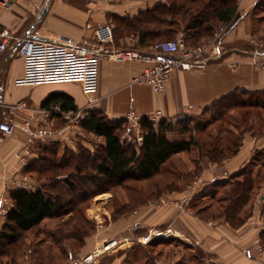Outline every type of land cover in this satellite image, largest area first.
Wrapping results in <instances>:
<instances>
[{"label":"crops","instance_id":"1","mask_svg":"<svg viewBox=\"0 0 264 264\" xmlns=\"http://www.w3.org/2000/svg\"><path fill=\"white\" fill-rule=\"evenodd\" d=\"M167 1L22 0L9 10L0 9V31L8 30L14 39L12 47L0 52V113L3 110L5 116V107L21 100L29 107L14 115L16 130L12 136L0 134V199L4 203V211L0 212V227L11 207L8 192L18 188L14 182L26 176L31 186L38 185L37 179L23 172L26 165L36 157V150L34 144L26 143L28 135L21 126L25 120H30L32 126L38 124L39 118H43L39 104L48 94H68L77 108L99 111L112 120L124 119L126 112L132 108L141 115L160 110L165 119L175 122L185 116L197 117L205 113L214 102L234 92L264 91V72L254 67L250 55V17L252 9L258 4L257 0H237L238 21L222 39L219 56L209 60L202 68L175 70L161 93L152 92L146 85H129L130 79L146 66L140 62L101 60L97 66V88L90 95L83 93L77 84H72V87L77 88L74 91L61 88L49 90L48 86L57 84H44L40 81L41 75L49 68L51 46L56 43L79 44L91 38L92 32L86 29V24L96 26L108 23L112 26L113 42L108 47L109 51L135 49L140 53H151L153 45L142 41L139 43L137 32L132 29L127 31L128 24L123 21H129L147 9L165 5ZM175 37H181V32H176ZM23 38L37 41L31 57H20L15 53V44ZM181 138H187V134L173 133L170 139ZM262 148L264 133L255 136L245 133L233 154L219 163L208 162V166L197 178L198 181L190 183L183 190L168 194V203L159 201L154 207L145 204L134 216L132 214L96 231L86 238L85 245L79 250L82 255L75 257L100 253L101 247L110 240H117L118 246L111 245L105 253L124 249L130 244L128 227L137 219L133 223L140 227L142 224L147 225L148 231L167 228L170 233L167 236L169 242H185L187 246H196L215 255L214 258L220 264H252L244 258L243 251L258 241L260 231L264 230V223L260 220L264 219V215L259 218V214L253 211V215L243 225L234 229L220 219L201 220L193 214L191 204L198 197L205 198V191L214 184L236 175L248 163L252 154ZM148 231L135 238L144 247L149 246V240L142 242L144 237L151 235ZM129 252L121 253L120 256L125 257ZM28 259V256H24V264H27ZM65 263L64 259L59 264Z\"/></svg>","mask_w":264,"mask_h":264},{"label":"rangeland","instance_id":"2","mask_svg":"<svg viewBox=\"0 0 264 264\" xmlns=\"http://www.w3.org/2000/svg\"><path fill=\"white\" fill-rule=\"evenodd\" d=\"M257 2V9L254 6L255 8L252 9L253 14L252 16L250 15L252 35L249 37V42L252 38H255L259 42L264 43V21L258 19L264 16V0H257ZM236 5L239 7L238 1ZM236 19H238V14ZM158 39L160 41L172 38L160 37ZM72 84L50 85L47 88L49 90L61 88L74 91L77 88L72 87ZM225 99L220 103L212 105L205 113L199 114L197 117L185 116L181 118L182 120L188 119L187 122H189L193 129L191 135H193V141L196 142V146H193L190 151L175 153L166 163L159 167L150 179L131 178L119 185L109 184L106 181L97 179L95 185L90 186L92 187L89 189L91 191L88 192L91 194L90 198L78 205L75 211L43 220L32 231L24 233L18 239L19 245L13 255L16 264H24L25 255L29 257L27 264H59L64 259L66 260L65 264H68V253H71L74 258H78L75 256H81L82 254L79 253V250L85 245V240L90 235L122 218L131 216L132 214L134 216L137 210L145 204H151V207H154L155 203L159 201L168 203V199H170L168 198V194L173 191L183 190L190 183L198 181L197 178H199L203 169L208 166V162L219 163L233 154L245 133L254 136L264 133V107H236V100L244 99L245 103L246 100H254L251 96L246 97L245 95L238 94V92H234V94ZM4 114V111L1 110L0 121L3 119ZM143 116L145 115H141V117ZM122 120H124V124L122 123L124 130L120 134L121 141L124 144L138 145L137 141L128 140V136L124 132L130 129V125H128L125 119ZM160 120L167 119L162 116L158 121ZM196 122L198 126L194 128L193 123ZM38 125H45L43 118H39ZM38 125L36 124V126ZM52 129L62 130L61 140L57 142L64 149L72 151H77L78 147L85 149L91 147L95 149V146L101 144L99 138L88 136V134L81 132L78 126L75 127L74 124L68 123L58 117L54 119ZM130 133L131 136L129 137H132L135 131L130 129ZM237 141L238 144H236ZM210 148L218 149L223 159L211 161L208 157L204 156L203 152ZM242 171L250 173L251 178L255 179V186L257 185V188L252 193L250 200L240 206L233 220L234 225L232 226L228 223L232 228L235 227L234 229L243 225L253 215V211L259 214V218L264 215L263 148L257 149L252 154ZM67 172L71 171L66 170L65 173ZM240 178L241 176L238 173L228 180L226 179L221 183L218 182L213 187L208 188L204 194L205 198L202 200L198 199V203L192 206L193 214L204 221L220 219L225 222L222 216L227 200L223 201L219 198L225 197L231 190L232 181ZM72 181H74L72 177H67L65 182L60 183L61 185L55 182V191L60 192L64 198H69L65 191V185L71 184ZM73 183L77 184V182ZM98 190L103 192L92 196ZM241 219L244 221L239 224L238 221ZM260 220L264 223V219L261 218ZM135 221L137 219L133 222ZM133 222L128 227V242L130 244L127 247L111 254L105 253L110 250L107 245L118 246L116 245L117 240H110L101 247L102 252L100 253L105 254L100 255V253L92 252L93 259L89 264H93L95 261V264H198L199 261L194 259L198 256L202 257L203 264H220L212 253H206L196 246H187L185 242H152L156 237H159L160 233L166 231L167 228H163L164 230L161 231H148L149 227L147 225L142 224L140 227ZM147 231L151 233L149 236V246L144 247L143 243L135 240V238L136 236H143ZM255 243L256 241L252 246ZM258 243L264 248V241L262 242L260 238L258 239ZM128 250L130 252L127 256H120L121 253H126ZM66 252H68L67 256ZM2 264H5V262L3 261ZM252 264L254 263L252 262Z\"/></svg>","mask_w":264,"mask_h":264},{"label":"trees","instance_id":"3","mask_svg":"<svg viewBox=\"0 0 264 264\" xmlns=\"http://www.w3.org/2000/svg\"><path fill=\"white\" fill-rule=\"evenodd\" d=\"M236 4L237 0H168L165 5L147 9L123 22L128 24L127 31L132 29L137 32L139 43L142 41L154 45L158 38H173L174 34L180 31L185 44L194 46L210 38L214 28L223 23L230 22L231 30L238 21ZM255 7L257 9V6ZM258 19L264 21V16ZM238 94L251 96L254 100H246V103L244 99L236 100V107H264V91H241ZM227 97L224 96L212 105L224 101ZM52 105H59L63 111L77 108L73 98L62 92L48 94L41 100L39 107L48 109ZM187 121L188 119L175 122L160 120L154 126L143 116L139 123L142 131L141 143L124 144L120 139L124 120H112L99 111L87 110L78 128L81 132L92 133L101 140V144L95 146V149L78 147L77 151H72L64 149L58 142H35L36 157L26 165L23 172L37 179L38 185L29 188L18 187L8 192L11 207L0 227V264L3 261L5 264H16L13 255L19 245L18 239L45 219L75 211L78 205L90 198V186L95 185L97 179L116 185L131 178L150 179L175 153L190 151L196 146V142L193 141V129ZM196 126L198 123H193V127ZM173 133L187 134V138L170 139ZM203 153L211 161L223 159L221 152L216 148L206 149ZM66 170L71 172L65 173ZM242 170L238 172L241 178L232 181L230 192L219 198L227 200L222 217L232 226L240 206L250 200L257 188L255 179L251 178L250 173ZM67 177H72L74 181L65 185L66 194L69 196L66 199L60 192L55 191V185L65 182ZM101 192L103 191L98 190L92 196ZM198 199L202 200L201 197L196 198L192 206L198 203ZM243 221L241 219L238 223ZM259 238L264 241V230L260 231ZM158 241L167 242L169 238L158 237L152 242ZM198 257L194 259L199 261L198 264H203L202 257Z\"/></svg>","mask_w":264,"mask_h":264},{"label":"built area","instance_id":"4","mask_svg":"<svg viewBox=\"0 0 264 264\" xmlns=\"http://www.w3.org/2000/svg\"><path fill=\"white\" fill-rule=\"evenodd\" d=\"M22 0H0V9L9 10ZM86 29L91 30L92 37L85 39L79 44L56 43L51 46L49 68L41 75L40 81L44 84H77L85 94H93L97 88V66L101 60L108 59L116 63L140 62L146 66L140 73L133 76L129 85L142 84L150 88L156 94L161 93L166 88L171 74L175 70H190L192 68H202L211 59L217 58L221 51V42L230 28V22L223 23L212 31L210 38L206 41L189 46L185 44L181 37L169 40H160L152 46V52L143 54L135 50L124 49L119 51H109L108 47L113 42L112 26L108 23L92 26L85 25ZM13 36L8 30L0 31V52L9 49L13 45ZM35 40L23 38L15 46V53L20 57H31L36 47ZM250 55L252 64L260 71H264V43L257 39L250 40ZM7 112L0 121V134L5 137L12 136L16 130V123L13 121L14 115L19 111L28 110L27 103L23 100L17 101L5 107ZM45 125L32 126L30 120H25L21 126L28 137L26 143L32 145L35 142H57L61 140L62 130H54L52 126L57 117L68 123L79 125L84 116V108L63 111L59 105H52L48 109L39 110ZM163 116V112L155 110L145 114L150 122L155 126ZM141 115L132 108L129 109L124 119L130 125V129L135 131L132 137L130 129L125 131L129 141H142V131L140 128ZM26 176L14 182V185L22 188H29L31 184ZM4 211L3 199H0V212ZM169 230L159 235L167 237ZM149 240L146 236L142 242ZM112 244L107 245L110 247ZM244 258L254 264H264V248L258 241L251 248L243 251ZM93 254H88L82 258H74L68 253V264H89Z\"/></svg>","mask_w":264,"mask_h":264},{"label":"water","instance_id":"5","mask_svg":"<svg viewBox=\"0 0 264 264\" xmlns=\"http://www.w3.org/2000/svg\"><path fill=\"white\" fill-rule=\"evenodd\" d=\"M19 43V41L15 44V46Z\"/></svg>","mask_w":264,"mask_h":264}]
</instances>
